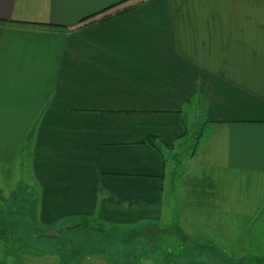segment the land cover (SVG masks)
Here are the masks:
<instances>
[{"label":"crops","instance_id":"1","mask_svg":"<svg viewBox=\"0 0 264 264\" xmlns=\"http://www.w3.org/2000/svg\"><path fill=\"white\" fill-rule=\"evenodd\" d=\"M23 156L44 226L157 222L169 183L264 219V0H0V168Z\"/></svg>","mask_w":264,"mask_h":264},{"label":"rangeland","instance_id":"2","mask_svg":"<svg viewBox=\"0 0 264 264\" xmlns=\"http://www.w3.org/2000/svg\"><path fill=\"white\" fill-rule=\"evenodd\" d=\"M21 159L11 169L0 168V264H62L63 255L79 246L71 264H264L263 218L191 211L170 183L160 220L101 222L106 241L99 242L103 236L90 230L72 229L84 219L44 226L37 217L29 159ZM183 161L170 162L174 182Z\"/></svg>","mask_w":264,"mask_h":264},{"label":"trees","instance_id":"3","mask_svg":"<svg viewBox=\"0 0 264 264\" xmlns=\"http://www.w3.org/2000/svg\"><path fill=\"white\" fill-rule=\"evenodd\" d=\"M43 26H48V27H52V29L56 30V29H59V27L57 26H52V25H49V24H42ZM32 134V133H31ZM30 137V134L28 135ZM200 133H192L191 137L189 138V140H187V146L189 147V144L192 146L196 144V142L198 143V141L200 140ZM187 150L188 148L185 147ZM195 148V147H194ZM193 149V148H192ZM187 150H185L187 152ZM180 157V156H177V158ZM175 159H176V156H175ZM177 164H178V161H177ZM86 219V220H85ZM94 220L95 222V225L93 224H90L89 223V220ZM101 224V221H98L97 218H90V217H86L84 218V220L82 222H79L77 223L74 228H72L73 230H79V232H84V231H89L90 232H93L95 234H98V235H102L103 237L99 238V242H103V241H106L108 239V231H106L102 226H100ZM81 246L79 247H76V248H72L68 253H65L63 255V263L62 264H71L76 257H78L81 253ZM202 250V248H201ZM204 250V248H203ZM216 254V253H214Z\"/></svg>","mask_w":264,"mask_h":264}]
</instances>
